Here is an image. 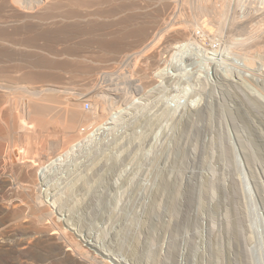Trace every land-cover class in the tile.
Instances as JSON below:
<instances>
[{"label":"bare ground","instance_id":"obj_1","mask_svg":"<svg viewBox=\"0 0 264 264\" xmlns=\"http://www.w3.org/2000/svg\"><path fill=\"white\" fill-rule=\"evenodd\" d=\"M133 1H137L136 6L128 7ZM139 1L145 0H0V46H8L18 57L32 55L29 60L34 62L27 61V67L32 66L28 71L24 66V74L19 64L9 67L10 70L2 65L4 53L0 50V92L12 90L0 93V264H264V239L257 245L254 243L260 236L255 228L257 223L264 236V162L253 164L251 155L255 151L250 150L256 145L252 144L250 149V142L239 131L241 125H251L253 133L249 134L257 140L259 154H264V0H178L176 17L180 21L174 23L180 24L168 22L172 28L161 21L166 9L162 19L152 12L159 25L164 23L158 30L164 27L161 32L168 31L165 40L173 44L165 51L168 56L179 65L189 66L196 58L193 55L202 54L201 74L205 80L203 90L198 89L186 101L190 123L197 125L195 132L190 127L180 130L179 135L176 133L181 99L176 93L172 98L168 95L166 108L154 124L158 126L155 155L134 148L146 141L140 131L143 119L136 116L142 103L131 102L135 95L144 93L147 97L149 85L167 75L172 65L161 55L164 48L159 51L158 45L167 44L164 39L158 41L162 37L160 30L155 33L161 36L153 37L151 25L138 27L137 19L145 16L143 13L137 19L136 13H131L132 19L125 18L137 7L149 13V4L146 11L140 7L142 4L137 5ZM154 1L150 4L154 5ZM156 1L166 7L163 4L168 0ZM122 4L128 6L121 8ZM170 5L168 2L167 6ZM150 17L153 16L146 18ZM90 24L137 27L128 29L121 25L119 30L116 27L118 31L112 28L115 32L109 28L110 34L108 31L98 42L90 37L93 45L85 46L84 39H80L90 32ZM73 40L77 41L75 47L59 48L66 42L74 44ZM131 40L139 45L141 55L150 49L151 42H158L156 50L161 53L148 50L143 55L154 63L151 72L138 65L142 76L136 77L134 72V78V69L130 70L128 61L133 59V50L126 57L131 72L124 70L133 79L127 80L128 74L124 79L120 72L121 78L117 72L115 75L112 70L113 73L106 72L105 64L113 62L115 55L124 54ZM89 49H93L91 55H87ZM153 66L160 69L154 70ZM152 70L159 74L152 75ZM193 77L196 75H185L186 80ZM67 80L75 85L70 88ZM41 82L47 84L41 86L38 84ZM105 82H110L109 87ZM122 85L125 94L120 92ZM226 91H233L240 101V106L234 102L236 109H232V119L226 122L227 129L234 131L229 139L225 137V141L229 140L226 146L244 158L248 169L245 168L241 181L238 179L240 183L231 174L233 181L221 184L226 179L221 177L224 175L217 177L216 171L212 176L200 171L201 177L187 180L186 158L172 152L165 155V151L171 142L179 145L195 134L211 139L214 152H223L217 146L218 132H214L217 124L212 118L215 111L219 113L222 105H226L221 101L218 108L212 99ZM88 99L92 104L86 110L84 104L89 103ZM7 103L11 108L4 110ZM130 115L133 118L128 119ZM247 116H254L256 124L250 123ZM200 123L204 124L202 128L198 126ZM127 127L138 133L134 141H125L118 135L121 128ZM193 145L191 149L195 151ZM253 211L257 223L249 220Z\"/></svg>","mask_w":264,"mask_h":264},{"label":"rangeland","instance_id":"obj_2","mask_svg":"<svg viewBox=\"0 0 264 264\" xmlns=\"http://www.w3.org/2000/svg\"><path fill=\"white\" fill-rule=\"evenodd\" d=\"M152 1H154V0H148V2H147V5H146V0L145 1H139V3L137 4V5H141L142 4V6H140V7H143V10H146V11H148L147 9H148V7H149V13H151L150 15H149V13L148 12H145V11H142L139 7H137L136 9H135V11H131L130 12V15L127 13V14H125V16H130L129 18L128 17H125L127 20H129V19H132V17L135 15H137V17H135L136 19L138 18V17H140L141 15H145V16H141L139 19H140V21H139V19H137V24H138V27L139 26H143V25H151V27H149V30L150 31H152V33H151V35L152 34H154L155 33V31H158L159 32V30H160V33L162 34V37H160L161 36V34L159 35V34H157L158 35V37H160L159 38V40H158V38H154L153 40H158V41H160V40H165L166 38H165V34L168 32H164V34L161 32V30L164 28V27H161V29L159 28V30H158V27L159 26H161L162 24L164 25V23H162L161 24V22H160V25H159V20L158 19H155V18H158V17H156L157 15L158 16H160L159 17V19H162V17H163V19L165 20V19H168V21L166 20V21H163V19L161 20L162 22H166L165 23V26L166 25H168V22H173V24H175L174 22V20H178V21H180V19H177V17H176V15L178 14V12H179V5H178V3H179V1L178 0H168V1H165L166 3H162L163 4V6H166V7H162V5L160 4V2H158L157 3V1H156V3H155V1L153 2L154 3V5L153 4H150V2L152 3ZM176 1H178V3L176 2ZM133 2H135V3H133ZM133 2H131V4L130 3H128V5H131V6H128L127 4H122L121 6V8H125L126 6H128V7H132L133 5L134 6H136V2L137 1H133ZM168 2H169V5L170 6H167L168 5ZM143 3H145V4H143ZM148 4H149V6H148ZM159 4V5H158ZM144 5H146V7L144 8ZM151 5V6H150ZM159 7L158 9L160 10V7H162L161 9L162 10H160L161 12H158V9H155L154 10V8L156 7L157 8V6ZM148 6V7H147ZM152 7H154V8H152ZM169 7V8H168ZM135 8V7H134ZM138 8H139V10H138ZM120 9V8H119ZM151 9H153V10H151ZM165 10V12H164V10ZM141 10V11H140ZM151 10V11H150ZM167 10H168V12H167ZM140 11V12H139ZM155 11H157V12H155ZM138 12V13H137ZM144 12L146 13V14H144ZM152 12H154V14L156 15H154ZM165 13L164 15H163V13ZM133 13H136V14H134L133 16H131ZM141 13H143V14H141ZM148 13V14H147ZM157 13V14H156ZM141 14V15H140ZM162 14V15H161ZM169 15V17L167 18L166 17V15ZM139 15V16H138ZM147 15H149V16H153V17H150L149 19H150V21H148L149 19H147L146 17H149V16H147ZM121 16V15H120ZM123 16H124V14L122 15V18H123ZM155 16V17H154ZM146 18L145 19V22L143 21V22H141V19L142 20H144L143 18ZM173 17V18H172ZM121 18V17H120ZM151 18H152V20H151ZM153 19H154V21H153ZM172 19H173V21H172ZM11 20H13L14 21V19H11ZM156 20V21H155ZM170 20V21H169ZM119 21H121L122 23H123V21L124 20H119ZM118 21V22H119ZM178 21H176L177 23H178V25L180 24V22H178ZM120 22V23H121ZM141 22V23H140ZM153 22H155V23H153ZM157 22V23H156ZM136 23V22H135ZM150 23V24H149ZM176 23V24H177ZM152 24H154L155 26L152 28ZM175 24V25H176ZM12 25H14V24H12ZM17 25H19V24H15L14 26H17ZM21 25V24H20ZM17 26V27H22V25L21 26ZM100 24H90L89 25V27H91V30H93V31H91L90 30V32L87 34V35H85V36H82L81 37V39H80V41H82V38L84 39V41H85V43H83L85 46L86 45H91V43H92V45H93V41H92V39H93V37H94V41L95 42H98V41H100L104 36H106V34H108V31L111 29L112 30V32L115 30V31H118L119 29H121V25H123V24H121V25H118V26H116V24H115V26L113 27V24L111 25V24H105V25H109V26H105L104 24H101V26H99ZM111 25V26H110ZM125 26H127V24H124ZM123 25V26H124ZM129 25V24H128ZM23 26H24V24H23ZM137 27V25H135L134 24V27ZM157 26V27H156ZM170 26V23H169V25H168V27ZM177 26V25H176ZM101 27H106L104 30L101 28ZM116 27L118 28V30L116 29ZM130 27H132V28H134L133 27V25L131 24V25H129V27L127 26V28L128 29H130ZM173 27H175L174 25H173ZM101 28V29H100ZM110 28V29H109ZM112 28H114V30L112 29ZM123 28H126V27H123ZM122 28V29H123ZM156 30H155V29ZM170 28H172V25L170 26ZM95 29V30H94ZM98 29H100V32H101V34H100V32H99V30ZM109 29V30H108ZM154 29V30H153ZM165 29V28H164ZM110 30V31H111ZM166 30H168V29H166ZM165 30V31H166ZM99 33H98V32ZM109 31V34L111 33ZM114 31V32H115ZM162 31H164V30H162ZM154 32V33H153ZM158 32H156V33H158ZM91 33H93V34H91ZM95 33V34H94ZM156 33H155V35L153 36V37H157V35H156ZM89 34H91L92 36H89ZM100 34V37L98 36ZM96 35V36H95ZM104 35V36H103ZM88 38H87V37ZM92 39H91V38ZM96 37H99V40H98V38H96ZM85 38L86 39H88L89 40V38H90V43H89V41L87 40H85ZM162 38V39H161ZM78 40V39H77ZM152 40V41H153ZM74 41V44L72 43V41L70 42V43H64L63 45H61V47H59V48H65V49H70V48H73V47H75L76 45H75V43H77V41L76 40H73ZM76 41V42H75ZM80 41H78V43L80 44L81 42ZM83 41V42H84ZM94 42V43H95ZM164 42H167V44L166 45H164V44H162V43H164ZM164 42H162L161 44L162 45H164V46H166V48L164 47V46H162L161 45V47H160V45H158L159 47V49L157 48V44H158V42H151L150 44L152 45H149L148 47H150V49H146L147 50V52H145V53H142L143 55H147V53H149L148 52V50L150 51V50H154V51H157V50H159V51H162V50H164V53H161V52H159V51H157V52H159V53H161V55L163 54L164 55V57L163 58H166L167 60H169L170 62L168 63V65L170 64V65H172L173 66V69H172V66H171V69H170V71H169V73H167V75H169V77H170V79H169V77L165 74V76H163L162 77V79L161 78H158V80H159V83H158V80L155 82V84H154V82L151 84V85H153L152 87H150L151 85H149V87H148V89L146 90V92H147V94H149V95H147V97L149 98H147L145 95L146 94H140V95H135V97L136 98H134L133 100H132V102L131 103H135L136 101L137 102H140V103H142V104H139L140 106H139V108L137 109V113H136V116L137 117H139V118H142L143 119V124H142V130H140L141 131V134L142 133H144V135L143 136H145V138L143 137V139H145L144 141H146L145 143L144 142H142V144L140 145V146H138L137 148L136 147H134L135 148V150L136 149H138L137 151H139L140 153H143V154H151V155H155V154H157L156 152H158V147L156 146V145H154V142L156 141V134H157V132H158V126H156V127H154V124H156V119H157V117L160 115V113L162 114V112L165 110V108H166V99L167 98H170V96H171V98L174 96V93H176L175 94V96H178L179 97V95H180V99H181V101H180V104H179V106H180V112H181V114H180V116H179V120H178V122H179V124H178V131H176V133L179 135L180 134V130H182V129H184L185 130V128H189L190 129V127H192L191 128V130L193 129V132H195L194 130H195V128H197V125H194V126H192L191 125V123H190V120H189V114H187L188 113V104L186 103V101L188 102V100L187 99H189V97H191L192 95H194V94H196L195 93V91H198V89L199 90H203V82L205 81L204 80V77H203V74H201L202 72H203V67H202V64H203V58H202V54H195V55H193L194 57L196 56V58H194L195 60H196V62L194 63L193 62V60H192V63H193V66H192V63L190 64V63H188L189 64V66L188 65H186L185 63L183 64V63H180V65H179V63H177V61L176 60H173L172 61V58H170L169 56H168V54L165 52L166 50H170L171 48L170 47H168V46H172L173 44H171L170 45V43L167 41V40H165ZM154 43L156 44L155 46H154ZM160 43V42H159ZM82 44V43H81ZM169 44V45H168ZM72 45H74V46H72ZM131 45H133V46H131ZM4 46V45H3ZM2 45L0 46L1 48H3V49H0V50H3V56H2V58L3 59H1L2 60V65L3 66H5V67H7V68H9V67H13V66H15V64H19L20 66H23V68H22V70L20 71L21 73H22V71H24L23 69H25L24 68V66L25 67H27V65L26 64H29L28 62H33V61H30L31 60V58L30 57H32V55H31V51L28 49V55H31V56H28L29 58H27L26 57V55H24V54H22V55H24L23 57L25 58V60H24V58L23 57H18L19 55L18 54H16V52L14 51H9V47L7 48V47H3ZM67 46H69V48H67ZM71 46V47H70ZM137 48V49H134V48ZM152 47H155L154 49L152 48ZM162 47L164 48V49H162ZM168 47V48H167ZM156 48H157V50H156ZM127 50H126V52H124V54H118L117 56H119V57H117L116 55L113 57V59H111V60H113V62L115 61V59L114 58H116V60H118V63H117V61H115V63L117 64V65H115V63L113 64V62L112 61H110L109 63H106L105 65H106V69H105V71L106 72H112V71H114V75H115V73H116V75L120 72L122 75H121V77H127L128 75H129V73H125L128 69L127 68H129L130 67V65H131V71H133V69H134V71H133V73H132V75L134 74V78H136V77H139L138 75H140V77L142 76L141 75V73H140V71L138 70V65H139V67L141 66V65H143V67L145 68L146 67V70L149 72V69H150V72H151V69H152V65L154 64L150 59H148V58H146V56L144 57L143 55H141V53L140 52H138V51H140V48H139V45L138 44H134V41H132L131 40V42H130V44H129V47L127 46V48H126ZM162 49V50H161ZM5 50V51H4ZM8 50V51H7ZM90 50V49H89ZM88 50V51H89ZM132 50H133V52H132ZM168 50V51H169ZM137 51V52H136ZM92 52H93V49H92V51L90 50V52H88L87 53V55H91L92 54ZM133 53L134 54V56H133V59H132V57L131 58H129V59H132V60H128L131 64L129 65V62L127 61V53ZM151 52V51H150ZM6 53V54H5ZM15 53V54H14ZM136 53V54H135ZM20 54V53H19ZM15 55H18V56H15ZM122 55L126 58H124V61H122L123 60V57H122ZM136 55V56H135ZM141 55V56H140ZM199 55V56H198ZM167 56V57H166ZM19 58V60H17L18 58ZM144 59H143V58ZM202 58V59H201ZM30 59V60H29ZM119 59H121V60H119ZM145 59H147V60H145ZM171 59V60H170ZM24 60V61H23ZM33 60V59H32ZM125 60H126V62H125ZM149 60L151 61V62H149ZM194 60V61H195ZM28 61V62H27ZM171 61L173 62V63H171ZM176 61V62H175ZM122 62V63H121ZM125 62V65L123 64ZM34 63V62H33ZM112 63V64H111ZM128 63V64H127ZM134 65H133V64ZM152 63V64H151ZM197 63H199V64H197ZM23 64V65H22ZM32 64V63H31ZM30 64V65H31ZM136 64H137V66H136ZM198 66H197V65ZM29 65V67H27L28 69H27V71L30 69V67L32 66H30ZM110 65V66H109ZM128 65V66H127ZM132 65H133V67H132ZM167 65V66H168ZM177 65H179V67H177ZM111 66H113L112 67V69L110 68ZM117 66V68L119 69L120 67H122V69H117V68H115V67ZM118 66H120V67H118ZM124 66V67H123ZM125 66H126V68H125ZM109 67V68H108ZM135 67V68H134ZM155 67H158V66H155ZM154 66H153V69L154 70H156V69H158V68H155ZM181 67H182V69H181ZM190 67V68H189ZM198 67V68H197ZM113 68H115L116 70H118V71H116V70H114ZM163 69L164 68H166V66H164V67H162ZM177 68H180V69H178L177 70ZM185 68V69H184ZM10 69V68H9ZM109 69V70H108ZM137 71H136V70ZM160 69V68H159ZM158 69V70H159ZM188 69V70H187ZM11 70V69H10ZM112 70V71H111ZM124 70H125V72H124ZM130 70H128L129 72H131ZM162 70V69H161ZM160 70V71H161ZM182 70H183V72H182ZM25 71H26V69H25ZM185 71H187V73L185 72ZM189 71V72H188ZM134 72H136L137 73V75H136V77H135V73ZM149 72V73H150ZM153 70H152V75H153ZM158 72V73H157ZM155 71L154 72V74L156 75H158L159 74V71ZM175 72V73H174ZM194 72V73H193ZM20 73V74H21ZM25 73V72H24ZM24 73H22V74H24ZM113 73V72H112ZM120 73L117 75L118 77L120 76ZM124 73V74H123ZM138 73H140V74H138ZM184 73H185V75L187 74V75H191V76H194V75H196V77H195V79H194V77L193 78H191V80H186L185 79V75H184ZM188 73H190V74H188ZM199 73V74H198ZM20 74H18L17 76H19ZM126 74H128V75H126ZM131 74V73H130ZM173 74H174V76H173ZM15 76H16V74H14ZM113 75V74H112ZM132 75H129L128 76V78H127V80L130 78H132L133 79V76ZM156 75V76H157ZM182 75V76H181ZM184 75V76H183ZM200 75V76H199ZM132 76V77H131ZM121 77H119V78H121ZM123 77V78H124ZM178 77H179V79H178ZM198 77V78H197ZM199 77H201V78H199ZM203 77V78H202ZM166 78H168V79H166ZM171 78H172V80H171ZM125 79V78H124ZM182 79H184L185 81H183ZM193 79H194V81H193ZM196 79H198L199 80V82L196 80ZM203 79V80H202ZM69 80V79H68ZM67 80V82L69 83V86H70V88L71 87H73L75 84H73V82H71V81H68ZM161 80V81H160ZM173 80H175V83H173L174 81ZM196 80V81H195ZM166 81H168L167 83H166ZM180 81V82H179ZM182 81V82H181ZM190 81V82H189ZM193 83H192V82ZM66 82V84H68ZM163 82V83H162ZM186 82V83H185ZM201 82V83H200ZM110 82H105V84L106 85H108ZM156 83H158L157 85H156ZM193 85H191V84ZM39 85H46L47 83H38ZM65 84V83H64ZM163 84H166V85H164V86H162L161 87V85H163ZM175 84V85H174ZM179 84V85H178ZM184 84V85H183ZM187 84H188V86H187ZM202 84V85H201ZM24 85H26V84H22V86H24ZM38 85V86H39ZM72 85V86H71ZM182 85H183V87H182ZM198 85L200 86V87H198ZM27 86V85H26ZM25 86V87H26ZM66 87H69V86H67V85H65ZM158 86V87H157ZM167 86H169L168 88H167ZM173 86H175L176 87V89H173ZM184 86H186V87H184ZM66 87H64V88H66ZM75 87H77V85L75 86ZM107 87H109V85L107 86ZM161 87V88H160ZM164 87H166L165 88V90H164ZM172 87V88H171ZM174 87V88H175ZM179 87H181V88H179ZM190 87H192V88H190ZM196 88L195 90H194V88ZM198 87V88H197ZM203 87V88H202ZM69 88V89H70ZM119 88V87H118ZM120 88H121V90H123V91H120L121 92V94H125V93H127V91L126 90H124L125 89V86L124 85H122V87L120 86ZM154 88V89H153ZM163 89L162 90V92H161V90H159V89ZM171 88V89H170ZM182 88H183V91H182ZM188 88V89H187ZM74 89V88H73ZM76 89V88H75ZM77 89H78V87H77ZM153 89V90H152ZM190 89V91H188ZM155 90V91H154ZM177 90V91H176ZM119 91V90H118ZM157 91H159V92H157ZM165 91V92H164ZM173 91V92H172ZM179 91V92H178ZM5 92H7V93H9V92H12V90L11 89H6V90H4V92H0V93H5ZM157 92V93H156ZM167 92H168V94H167ZM171 94H170V93ZM184 92V93H183ZM232 92V93H231ZM226 91L224 94H223V92H220L219 93V95H218V98H217V96H215V98H213L212 99V102H215L216 101V105L218 106V104H221L220 102L222 101V104H225L226 106H223L222 105V108H220V106L221 105H219L218 106V108H220L219 110L221 111H219V113L217 112V111H215L216 113H215V116H213L214 118L216 117V119H214V118H212V121H214V123H216L217 125H215L214 124V126H215V128H214V132L215 133H217L218 135H216L217 136V142L218 143H220V144H218L217 143V146H219V147H221V148H223V152H217V151H213L212 150V148L210 147V140L208 139V138H205V137H197V135H195V134H192L191 136H190V138H189V140H184V141H182V143L185 145V146H183L182 145V143H180L179 145L176 143V142H171V144H170V146L167 148V150H168V152H167V150L165 151L166 153H165V155L166 154H171L170 152H172V154H179V155H181L182 154V156H183V158H186V160L184 161V167H186V173H187V180H189V178L190 179H192V180H195V179H198V176L199 177H201V175H200V171H203V173H206V174H209V175H211L212 176V174H214V172H215V174H216V176L217 177H219V176H221V175H224V176H221V177H223L224 179H226L223 183L221 182V184H228L229 182H231V181H233V180H237L238 181V183H240V181H241V175L245 172V170L246 169H248V165H246L245 164V161H244V158L239 154L238 155V153L237 152H234V151H230L229 149H228V147L226 146V145H228L229 144V140H227V138L229 139V137L230 136H232L233 134H234V131H231L230 129H227V126H226V122H227V120H231L232 118H231V115L233 116V114H231L232 113V109L234 110V109H236V107L234 108V106L235 105H239L240 106V101H239V99H238V97H237V95L236 94H233V91ZM153 93H155V94H153ZM160 93H162V94H160ZM165 93V94H164ZM173 93V94H172ZM193 93V94H192ZM228 93V94H227ZM153 95V97H152V95ZM159 94V95H158ZM184 95V97H183V95ZM161 95H163V97H161ZM166 95V96H165ZM168 95H170L169 97H168ZM173 95V96H172ZM158 96H159V98H158ZM186 96H187V98H186ZM224 96H226V97H224ZM228 96V97H227ZM236 96V97H235ZM145 97H146V99H145ZM150 97H152V98H150ZM156 97V98H155ZM221 97V98H220ZM222 97L224 98V99H222ZM233 97V98H232ZM226 98H228V100H226ZM186 99V100H185ZM216 99H218V100H216ZM235 99H238V100H235ZM155 100V101H154ZM163 100V101H162ZM213 100H215V101H213ZM225 100V101H224ZM148 101V102H147ZM162 101V102H161ZM165 101V102H164ZM217 101H219V102H217ZM237 101V102H236ZM87 102H89L90 104H92L91 102H92V100L91 99H88L87 100ZM146 102V103H145ZM224 102V103H223ZM234 102L236 103L235 105H234ZM131 103H130V105H131ZM145 103V104H144ZM183 103V104H182ZM8 105V103L7 104H5L4 106H3V109L5 108L6 110L7 109H9V108H11V104L9 103V105ZM145 105H146V107H145ZM149 107H148V106ZM164 105V106H163ZM182 106V107H181ZM84 107H85V109H86V104H84ZM155 107V108H154ZM161 107V108H160ZM165 107V108H164ZM223 107H226L225 109H223ZM231 107H233V108H231ZM145 108V109H144ZM149 108V109H148ZM185 108V109H184ZM231 108V109H230ZM237 108H238V106H237ZM4 109V110H5ZM140 109H143V111L142 110H140ZM86 110H88V109H86ZM159 110V111H158ZM230 110V111H229ZM151 111V112H150ZM183 111V112H182ZM185 111V112H184ZM125 112H127V111H125ZM142 112H143V114H142ZM147 112V113H146ZM150 113H152V114H150ZM155 113V114H154ZM185 113H186V115H185ZM223 113V114H222ZM230 115H229V114ZM131 114H133L132 113V111H131ZM139 114V115H138ZM148 114V115H147ZM216 114L218 115V114H220L219 116H216ZM226 114V115H225ZM143 117H142V116ZM147 115V116H146ZM157 115V116H156ZM183 115V116H182ZM225 115V116H224ZM152 116V117H151ZM186 116H187V118H186ZM225 117L224 119H223V117ZM229 116H230V118H229ZM151 117V118H150ZM181 117H182V119H181ZM220 117V118H219ZM130 118H133V115H130L129 117H128V119H130ZM183 118H184V120H183ZM217 118H219V119H217ZM152 119H153V121H152ZM188 119V120H187ZM249 122L251 121V122H253L254 124H256L255 122H256V120H255V118H254V116H247V118H246ZM153 122H151V121ZM185 120H187V122L188 123H190V124H188ZM224 120V121H223ZM254 120V121H253ZM146 121V122H145ZM149 121V122H148ZM155 121V122H154ZM182 121V122H181ZM250 122V123H251ZM150 123H152V124H150ZM185 124V125H183V124ZM220 123V125H218ZM222 123H224L223 125H222ZM150 124V125H149ZM144 125V126H143ZM180 125V126H179ZM204 124L203 123H200L198 126L199 127H201L202 128V126H203ZM248 126H243V125H241V127H240V130L239 131H241L242 133L241 134H243V136H244V138L246 139V140H248L247 142L249 143L250 142V144H251V147H250V149L253 147V146H255L256 145V148L258 149V146L257 145H259V144H257V140L255 139V137L253 136V134H252V136L250 135L251 133H253V131H252V129L251 128H249L251 125H249V124H247ZM148 126V127H147ZM217 126H218V128H217ZM226 126V127H225ZM146 127H147V130L146 131H144L145 129H146ZM151 127H152V129H151ZM153 127L154 128H156L155 129V131L154 132H151L152 130H153ZM194 127V128H193ZM224 127V128H223ZM216 129H218V130H216ZM223 129V130H222ZM244 129V130H243ZM121 131H119L118 132V135L119 136H122V138L124 137L125 139V141H127L128 140V142H129V139H131L130 141H132L133 139H135V138H137L138 136V133H136V131H134V130H132V128L131 127H127V128H123V130L126 132H124L123 130H122V128L120 129ZM127 130V131H126ZM149 130V131H148ZM227 130H228V132H227ZM148 131V132H147ZM188 131V130H187ZM223 131H224V133H223ZM245 131V132H244ZM250 131H252L251 133H250ZM147 132V133H146ZM192 132V133H193ZM123 133V134H122ZM124 133H125V136H124ZM134 133H135V135H134ZM148 133H149V135H151V134H155L154 136H152L151 138H149L150 136H147L148 135ZM176 133H175V136H177L176 135ZM223 133V134H222ZM226 133H227V136H226ZM233 133V134H232ZM250 133V134H249ZM129 135V136H127V135ZM133 134V135H132ZM146 134V135H145ZM130 135H131V138H130ZM221 135V136H220ZM246 135H248V136H246ZM126 136L128 137V138H126ZM222 137V138H221ZM225 137H227L226 138V141H225ZM250 137V138H249ZM147 138V139H146ZM149 138V139H148ZM199 138V139H198ZM224 138V139H223ZM199 140V141H197L196 142V140ZM208 140V141H207ZM251 140V141H250ZM254 140H255V142H254ZM134 141V140H133ZM151 141V142H150ZM195 141V143H193ZM222 141V142H221ZM149 142H150V144H149ZM199 142V143H198ZM202 142V143H201ZM223 142H225V143H223ZM252 142V143H251ZM175 143H176V146H175ZM189 145H188V144ZM190 143H193V144H195V151H196V153H197V155H196V153H195V151L194 150H192V149H194V145L193 144H191L190 145ZM197 143V144H196ZM204 143V144H203ZM144 144V145H143ZM147 144V145H146ZM199 144H201V145H199ZM252 144H253V146H252ZM255 144V145H254ZM145 146V147H143V146ZM149 145H151L150 147L152 148V146H153V151H152V149L149 147ZM171 145H173L172 147H171ZM203 145V146H202ZM224 145H225V147H224ZM189 146V147H188ZM200 146H201V148H200ZM133 147V146H132ZM142 149H141V148ZM227 147V148H226ZM133 148V149H134ZM174 148H176V149H174ZM184 148V149H183ZM188 148H190V149H188ZM192 148V149H191ZM226 148V149H225ZM255 147L254 148H252V149H254V150H250L251 152L252 151H255V153H256V155H254L255 153L254 152H252V153H254L253 155H251V160L253 161V164H255V163H257V164H255V166L257 165H260L262 162H264V154H259V150L257 151V149H256ZM130 149H131V147H130ZM150 149V150H149ZM154 149L156 150V151H154ZM186 149V150H185ZM199 149V150H198ZM211 151H210V150ZM256 149V150H255ZM145 150V151H144ZM171 150V151H170ZM176 150V151H175ZM189 150V151H188ZM229 150V151H228ZM183 151H184V153H183ZM185 151H187L186 152V154H189V156L188 155H186L185 154ZM193 151V152H192ZM197 151H199V152H197ZM209 151V152H208ZM224 151H226V153L224 152ZM146 152V153H145ZM177 152V153H176ZM190 152V153H189ZM208 152V153H207ZM229 152V153H228ZM230 152L233 154V155H230ZM199 153V154H198ZM211 153V154H210ZM214 153V154H213ZM237 153V154H236ZM168 154V155H169ZM191 154V155H190ZM216 154V155H215ZM219 154V155H218ZM229 154V155H228ZM202 157H201V156ZM210 155V156H209ZM212 155H213V157H212ZM227 155H228V158H231V159H228L227 158ZM184 156H186V157H184ZM194 156V157H193ZM205 156V157H204ZM219 156V157H218ZM232 156V157H231ZM198 157V158H197ZM201 157V158H200ZM208 157L210 158V159H208ZM215 157V158H214ZM195 158V159H194ZM203 158H204V161H203ZM212 158H214V159H212ZM222 158V159H221ZM235 158V159H234ZM239 158H242V159H239ZM207 159V160H206ZM233 159V161L235 162H232L231 160ZM218 160V161H217ZM226 160V161H225ZM241 160V161H240ZM223 161V162H222ZM228 161V162H227ZM230 161H231V163H230ZM239 161V162H238ZM243 161V162H242ZM214 162V163H213ZM220 163V164H219ZM229 163V165H227ZM243 163V164H242ZM206 164V166L208 167H205L204 165ZM216 164V165H215ZM225 164H226V166H225ZM235 164V165H234ZM245 164V165H244ZM209 165V166H208ZM224 165V166H223ZM231 165H233V167L231 166ZM240 165V166H239ZM223 166V167H222ZM228 166H230V167H228ZM245 166V167H244ZM247 166V167H246ZM216 167V168H215ZM213 169V171H212V169ZM220 170H219V169ZM224 168V169H223ZM233 169L234 171H237V172H234L233 170H231V169ZM237 168V169H236ZM242 168V169H241ZM246 168V169H245ZM201 169V170H200ZM222 169V170H221ZM230 169V170H229ZM206 170V171H205ZM243 170V171H242ZM232 171L234 172V173H232ZM239 171V172H238ZM202 173V172H201ZM235 173H236V175H235ZM199 174V175H198ZM231 174L233 175L234 174V179L232 180L231 178H232V176H231ZM237 175H240V177L239 176H237ZM225 176H226V178H225ZM231 176V177H230ZM228 177V178H227ZM238 177V178H237ZM230 178V179H229ZM240 178V181L238 180ZM191 180V181H192ZM229 181V182H228ZM228 182V183H227ZM257 214L255 213V211H253V212H251V213H249V220H251L253 223L254 222H256L257 223ZM256 228V230H257V233H258V231L260 232V236H258V241H257V243L256 242H254L256 245L258 244V243H260L263 239H264V236H263V233L261 232V230L259 229V224L257 223V227H255ZM255 245V246H256Z\"/></svg>","mask_w":264,"mask_h":264},{"label":"built area","instance_id":"obj_3","mask_svg":"<svg viewBox=\"0 0 264 264\" xmlns=\"http://www.w3.org/2000/svg\"><path fill=\"white\" fill-rule=\"evenodd\" d=\"M91 108V105H90V103H86V109H90Z\"/></svg>","mask_w":264,"mask_h":264}]
</instances>
